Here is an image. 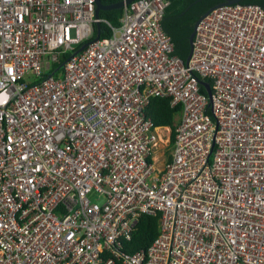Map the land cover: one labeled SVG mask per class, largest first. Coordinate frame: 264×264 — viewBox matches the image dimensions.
I'll return each mask as SVG.
<instances>
[{"label":"built area","instance_id":"obj_1","mask_svg":"<svg viewBox=\"0 0 264 264\" xmlns=\"http://www.w3.org/2000/svg\"><path fill=\"white\" fill-rule=\"evenodd\" d=\"M122 1L114 25L95 0H0V264H264V8L212 9L186 62L169 0ZM156 96L180 105L159 167Z\"/></svg>","mask_w":264,"mask_h":264},{"label":"trees","instance_id":"obj_2","mask_svg":"<svg viewBox=\"0 0 264 264\" xmlns=\"http://www.w3.org/2000/svg\"><path fill=\"white\" fill-rule=\"evenodd\" d=\"M102 4L108 5L120 0H100ZM166 7L162 25L165 32L173 41V53L186 61L189 53V36L193 30L195 22L209 8L222 2L223 0H169ZM242 4H257L264 8V0H241ZM121 9L100 10L99 17L109 20L112 24L119 23ZM101 32L99 37L109 35V30L105 23H100ZM74 51V50H73ZM73 51L69 52V56ZM66 56V57H67ZM204 92V89L200 87ZM180 105H171L167 97H151L145 105L143 113L155 126H168L171 129L169 147L172 148L174 141V128L179 115ZM160 214H141L138 218L131 238L124 244V249L128 253H134L139 249H146L159 230ZM117 264H120L117 262Z\"/></svg>","mask_w":264,"mask_h":264},{"label":"water","instance_id":"obj_3","mask_svg":"<svg viewBox=\"0 0 264 264\" xmlns=\"http://www.w3.org/2000/svg\"><path fill=\"white\" fill-rule=\"evenodd\" d=\"M132 0H126V2H130ZM241 0H223L222 2L220 3H217L216 5L212 6L211 8H209L206 12H204V14H202L198 20L195 22L194 24V27H193V30L189 36V46H190V49H189V53H188V56H187V59H186V62L188 61V59L190 58V55H191V52H192V45H193V38H194V34H195V27L198 23V21L203 17L205 16L206 14H208L212 9L220 6V5H223V4H233V3H239ZM95 4H96V7H95V16L98 17L99 16V11L100 10H108V9H119L121 8V6L123 5V1L120 0L116 3H113V4H108V5H105V4H102L100 0H95ZM96 35L95 37L91 40H96L98 39L99 37V31H100V24L99 23H96ZM88 44V42H85L83 43L78 49H76L74 51L73 54L79 52L80 50H82V48L84 46H86ZM201 85L203 86V88L205 89L207 95L210 97V94H211V88H210V84L209 82L207 81H200Z\"/></svg>","mask_w":264,"mask_h":264},{"label":"rangeland","instance_id":"obj_4","mask_svg":"<svg viewBox=\"0 0 264 264\" xmlns=\"http://www.w3.org/2000/svg\"><path fill=\"white\" fill-rule=\"evenodd\" d=\"M79 45L80 44H76V47H78ZM162 133H163V135H165L166 131L162 130ZM162 152H163V157H159ZM170 155H171V147H169V143L167 144L166 147L156 150L155 157L156 158L158 157V158L155 161V166L159 167L162 158L163 159H165V158L168 159V158H170Z\"/></svg>","mask_w":264,"mask_h":264},{"label":"clouds","instance_id":"obj_5","mask_svg":"<svg viewBox=\"0 0 264 264\" xmlns=\"http://www.w3.org/2000/svg\"><path fill=\"white\" fill-rule=\"evenodd\" d=\"M94 37H95V36H94ZM94 37H93V38H94ZM93 38H92V39H93ZM84 43H85V42H84ZM82 44H83V43H82ZM82 44H81V45H82ZM81 45H79L76 49H78ZM76 49H75V50H76ZM75 50H74V51H75ZM74 51H73L72 53H74Z\"/></svg>","mask_w":264,"mask_h":264}]
</instances>
